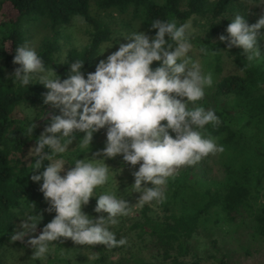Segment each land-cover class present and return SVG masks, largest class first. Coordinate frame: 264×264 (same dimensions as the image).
Segmentation results:
<instances>
[{
  "label": "trees",
  "instance_id": "trees-1",
  "mask_svg": "<svg viewBox=\"0 0 264 264\" xmlns=\"http://www.w3.org/2000/svg\"><path fill=\"white\" fill-rule=\"evenodd\" d=\"M241 1L258 3L260 0L0 1V12L6 3L16 12L14 17L3 14L0 19V264L9 247L32 249L27 246L28 237L24 242L10 239L13 231L22 230L19 225L26 214L42 216L36 232L55 216V212L47 211L49 205L40 191L42 181L31 180L32 175L38 174L31 172L34 158L26 163L23 153L30 144L35 145L36 138L49 125L50 117L59 114V110L43 103V95L48 90L41 84L20 87L9 78L19 67L13 63L15 48L24 43L26 23L42 22L46 29L56 30L78 18L91 29L88 45L69 51L63 61H58L57 41L44 40L38 54L45 66L54 68L62 79L67 77L69 65L76 60L84 62L83 73L94 71L99 49L110 40L111 31L91 15L93 6L104 12L113 10L120 15L129 14L150 36L155 35L156 30L151 29L154 20H175L179 25L193 16H206L207 30L203 36L191 35V42L202 59L205 57L201 65L205 73H212L214 80L203 100L189 107L215 110L220 125H206L201 132L205 137L215 138L224 151L209 155L196 165L203 169L199 181L192 180L190 166L179 168L180 174L168 178L167 200L160 205L162 217L149 216L150 209L146 207L139 219L123 229L134 231L144 243L145 247L139 249L140 256L135 253L127 259L119 247L81 246L61 238L53 242V257L47 264L62 262L59 257L78 248L95 251L96 259L91 264H202L205 253L197 248L195 237L204 229L203 222L208 221L211 210L215 215L210 221L214 228L234 229L236 233V229L243 227L248 229L251 241L264 243V44L260 42L261 58L250 63L242 49L228 48L226 42L219 40L221 35H227L230 13L241 6ZM223 58L232 60L235 73L224 74ZM156 66L158 62L152 65ZM23 106L37 108L39 113L34 119L21 116L18 110ZM33 120L36 127L30 137L26 135V128ZM82 136L77 133L69 151L56 157L66 161L67 170L74 165L75 159H83L86 154L105 146V129L95 133L91 145L83 150L79 146ZM212 157L219 166L220 179L203 178ZM124 166L132 165L124 161ZM133 167L138 170L139 165ZM95 194L100 195L99 188ZM210 244L205 258L212 259L215 264H230L229 254L219 248L216 241ZM115 252L122 253L121 258L112 261L110 256ZM244 253L249 255V251Z\"/></svg>",
  "mask_w": 264,
  "mask_h": 264
},
{
  "label": "clouds",
  "instance_id": "clouds-1",
  "mask_svg": "<svg viewBox=\"0 0 264 264\" xmlns=\"http://www.w3.org/2000/svg\"><path fill=\"white\" fill-rule=\"evenodd\" d=\"M151 29L156 30L153 36L138 29L120 36L126 42H116L118 48L86 76L81 60L72 62L67 77L62 79L54 68L45 66L35 47L24 44L15 48L13 63L19 67L9 78L20 87L38 80L48 90L43 103L59 110L28 151V157L34 158L31 172H38L31 180L42 181L40 191L49 205L47 211L55 212V216L35 236L42 216L26 214L19 225L22 230L13 231L10 237L12 242H24L28 237L32 260H46L50 246L61 238L81 246L104 245L108 249L128 244L126 237L117 239L111 229L121 217L132 214V205L115 192L95 194L111 179L107 159L122 155L128 164L139 165L131 187L133 192L141 193L136 206L142 208L166 200L168 178L177 169L194 166L224 151L215 138L201 132L206 125H220L215 110L189 107L203 100L206 89L213 85L212 73H205L189 55L193 50L190 23L178 25L175 20L157 19ZM262 30L264 15L249 25L243 15L236 14L226 28L227 35L219 40L228 48L242 49L251 63L262 56ZM114 47L109 43L101 55ZM154 62L158 66L153 68ZM35 127L33 120L26 135L33 137ZM102 129L106 130L104 148L75 159L65 171L66 161L56 157L69 151L76 134H83L79 145L83 150ZM41 168L43 171H39ZM147 184L151 187H145ZM91 198H96L94 211L98 217L82 210ZM94 259V255L89 257Z\"/></svg>",
  "mask_w": 264,
  "mask_h": 264
},
{
  "label": "rangeland",
  "instance_id": "rangeland-1",
  "mask_svg": "<svg viewBox=\"0 0 264 264\" xmlns=\"http://www.w3.org/2000/svg\"><path fill=\"white\" fill-rule=\"evenodd\" d=\"M214 1L215 0H209V2ZM91 8V15L100 20L111 31L110 40L107 43L103 44L99 49L96 59V65L101 59H105L108 54L118 48V44L116 42H126L124 38L120 36L128 34L137 29L138 31L145 32L150 36L149 33L142 29L141 24L138 21L132 19L129 14L120 15L113 10L104 12L96 9V7L94 6ZM0 14L1 19V16L3 14L4 16L6 15L8 17H14L16 12L12 10L9 4L6 3L5 5H3ZM236 14L243 15L249 25L254 24L257 22L261 15H264V4H260V1L258 3L241 1V6H238L235 12L230 13L229 18H234ZM186 23H190L191 25L192 36H203L205 31L207 30L208 21L206 19V16H193ZM23 32V45L29 44L30 46L35 47L37 53L40 50L42 41L55 39L59 46V52L56 55L58 61H63L69 51L79 50L80 48L88 45L91 36L90 27H88L81 19L78 18L72 20L66 25L59 27L56 30L46 29L42 22H29L24 25ZM109 43H114L116 47L108 49L103 55H101L102 51ZM8 47L9 44H7V48ZM189 55L191 56L192 60L198 61L200 64L205 58L203 57L202 59V57L200 56V52L195 48H193L192 52H190ZM223 68L224 74H231L236 72L235 67L232 64V60L228 58H223ZM87 73L88 72H84L85 76L87 75ZM34 83L39 84V81H34ZM210 88L211 87L207 88L206 92H208ZM18 113L21 116H26L30 119H34L35 116L39 113V110L37 108L32 109L29 106H23L20 110H18ZM34 146V144H30L24 150L23 155L26 163H28L31 158L28 157V151ZM86 155L91 156L92 153H88ZM105 162L109 167H111V179L109 180L107 185L99 188V194H102L106 191L115 192L118 197L126 199L128 203L132 205V214L127 217H121L120 223L117 226L113 227L111 230L115 232L117 239H120L122 237H126L128 239L127 245L119 247L121 249L120 252L124 253V255L127 256V259L135 253H138L137 256H140L139 249L145 247L144 243L135 236L134 231L128 232L127 230L123 229L128 228L129 225L139 219L141 217L142 210L146 207H149L150 209L148 212L149 216L153 218L162 217V211L160 209L161 203L153 201L151 202V204H146L142 208L136 206L141 193L133 192L131 185L134 183L133 173L137 169L133 166H124L122 155L111 158L110 162H108L107 160ZM196 165L189 167V169L191 170L192 180L195 182L201 179V171H203V169L198 168ZM218 170L219 166L217 163H215V161H213L212 157L211 160L208 161V167L205 168L206 173L205 177L203 178L220 179L221 176ZM65 171H67L66 166ZM181 171V169H177L173 176L180 174ZM61 175H64V173H61ZM145 187H148V185H145ZM95 206V198H91L89 204L85 205L82 210L90 216L98 217L99 214L94 211ZM210 213L211 214L210 216H208V221L206 220L205 222H203L204 225L202 224L204 226V229H202L195 237L197 248L201 252L205 253L202 256V264H215L212 259H206V251L209 252L211 247L210 243L213 241H216L219 248L229 254L230 264H264L263 242L257 240L254 242L251 241V239L249 238L248 229H245L243 227L236 229V233L234 232V229H231L232 231H229L225 227H223V229H220L218 226L214 228L211 225L210 221H213L215 215L212 210L210 211ZM104 215L107 214L105 213ZM40 232L41 231H37L35 233V236H38ZM100 246L106 247L104 245ZM53 251L54 247L50 246V254L46 260H32L31 257L33 254V249L25 250L17 247H9L4 253L1 261L2 264H35L37 261L41 264H47V262L50 261L53 257ZM245 251H249V255H246L244 253ZM94 253L95 251H90L85 248H78L75 251L71 250V252H68L66 255L59 257V260L62 259V262H59L57 264H91L93 260H89V257L93 256ZM122 253H113L110 256V260H119Z\"/></svg>",
  "mask_w": 264,
  "mask_h": 264
}]
</instances>
